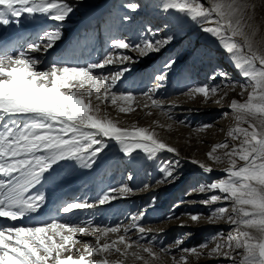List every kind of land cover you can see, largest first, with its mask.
<instances>
[{
	"label": "rangeland",
	"instance_id": "1",
	"mask_svg": "<svg viewBox=\"0 0 264 264\" xmlns=\"http://www.w3.org/2000/svg\"><path fill=\"white\" fill-rule=\"evenodd\" d=\"M104 1L62 0L72 7L63 21H54L46 14L36 13L49 27L43 33L60 32V38L53 44L55 48L57 42L64 39L66 30H74L78 22L88 20V24L80 28L67 48L63 47L56 56L60 49L50 56H37L38 64L43 60V64L48 63V68L53 65L87 67L94 63L104 64L106 59L111 58L112 63L92 70L93 75L107 76L108 83L122 72L107 90L102 87L105 81L100 82L99 100L96 89L92 90L91 104L98 108V115L111 119L121 128H146L155 134L154 138L175 148L178 155L166 149L151 156L120 154L117 141L99 135L96 139L100 143L78 153L81 159H62L59 167L63 172L70 164L74 165L70 174H65V179L73 184L83 173L81 165H87L88 170L82 189L64 202L60 215L52 222L84 229L83 233L69 232L66 228L57 230L63 236L72 237L60 250V257L78 259L83 255L86 264L101 259H107L109 264H144V260L133 257L132 253L137 252L149 264H173V258L183 264L180 262L181 256H187V264H233L231 257L207 255L217 241L227 240L229 234L236 235L234 226L226 219H211L215 209H230L231 203L220 200L204 204L203 201L211 195L223 194L219 191L200 193L198 189L201 185L228 178L225 172L229 167L227 159L224 158L223 163H216L208 156L214 145L228 143V149L219 148L214 153L223 158L226 151L240 143L239 139L228 135L229 130L237 126V113L232 109L224 110L221 101L229 99L244 103L253 90V82L243 75L242 69L235 66L218 38L209 37L210 33L202 30L211 25L203 20L193 22L189 16L175 9H165L167 0H113L108 8L99 13L98 8ZM207 1L210 4V0ZM201 2L208 7L204 0ZM130 3L137 7H127ZM39 38H35V43L44 46L46 40L39 42ZM168 38L171 39L162 44L159 51L141 55L136 48L137 45L143 47L146 42L155 44ZM115 39L125 41L129 47L116 48L112 43ZM124 56L129 59L123 60ZM169 64L171 66L167 67ZM220 73H226V78ZM196 86L217 87L218 91L209 94L206 99L202 94L191 91ZM88 88L86 84L79 91L86 92ZM113 94L117 97L131 95L132 99H118L113 104ZM83 98L89 99L87 96ZM152 100L161 106H154ZM120 107L130 110L121 112ZM12 119L22 122L14 116ZM5 122H8L7 119L0 121V125ZM239 126L247 127V124L240 123ZM97 148L100 150L92 155ZM187 159L208 165L213 171L206 173L203 169L193 168ZM236 159L237 166L244 163ZM163 169L173 170L176 178L166 179ZM125 187L130 191L121 193L119 190ZM105 194L108 199L101 203ZM73 203H87L91 207L63 211L64 207ZM191 215H197L199 219L193 221ZM112 227L119 228V231L102 236L98 231ZM139 227L145 231L141 233ZM124 229L128 231L125 233ZM47 235L53 236V230H48ZM120 235L125 236L127 243H132L126 256L116 253L114 248L95 255H89L86 251L89 245L94 251L105 242L111 244L112 241H116L115 247L123 250L125 245L119 243ZM97 236H101L98 244ZM54 239L57 243H63L61 236H54ZM205 244L207 247L201 248ZM137 245L150 247L160 259L149 257ZM184 249H196L197 253L203 254L185 253ZM239 259L237 256V264ZM49 264H53V261L49 260Z\"/></svg>",
	"mask_w": 264,
	"mask_h": 264
},
{
	"label": "snow or ice",
	"instance_id": "2",
	"mask_svg": "<svg viewBox=\"0 0 264 264\" xmlns=\"http://www.w3.org/2000/svg\"><path fill=\"white\" fill-rule=\"evenodd\" d=\"M127 7L135 9L133 3ZM165 9H175L186 14L192 20H203L214 26L204 27L203 31L217 37L222 47L230 54L235 66L242 69L243 75L253 83V91L249 93L247 100L240 103L233 100L230 108L237 113V126L230 129L228 135L239 139L240 143L233 146L230 151L224 153V157L214 155L217 149H228L227 142L213 146L208 153L210 159L216 163H223L227 159L229 167L225 169L227 179H221L208 185H201L200 193L206 191H219L223 195H211L204 204L214 203L220 200L230 201V209L220 207L211 214V219H226L234 226L235 236L229 234L227 240L217 241L216 246L209 250L207 255H222L231 257L233 264H237L236 257L240 259L238 264H264V51L256 46L253 37L247 28L251 25L245 23V14L249 8L247 0H210V6L206 7L201 0H167ZM72 11V7L62 0H0V25L10 23V18L19 17L24 13L34 15L46 14L54 21H63ZM250 18V17H249ZM127 19V18H126ZM59 31H48L41 37L46 40L44 48H50L60 38ZM156 41L155 44L146 42L143 47L137 45L141 55L149 51H159L162 44L169 42ZM118 49L128 48L129 45L120 39L112 41ZM34 51L41 50V44L33 43L28 46ZM128 60L129 57H122ZM112 63L108 58L104 64ZM104 64L94 63L87 67L56 66L47 70L37 68L38 60L21 50L16 54H4L0 56V121L8 122L0 125V174L12 177L15 182L0 179V217H8L17 220L26 213L35 212L39 207L37 201H42V196H26L25 193L35 183H38L41 175L47 171L57 160L72 158L81 159L78 155L82 150L91 148L100 143L96 139L102 135L115 139L126 153L133 149H143L149 155L166 149L168 152H178L161 140L154 138L155 134L146 128L134 127L132 130L118 127L107 117L98 115V108L91 104L90 97L93 89H96V98L100 99L99 85L105 81L103 89L107 90L115 84L117 73L110 83L107 76L93 75L92 70L104 67ZM171 64L167 65L170 67ZM127 71V69H124ZM226 78V73H220ZM164 79V77H160ZM89 88L86 92L79 91L85 85ZM243 87V86H242ZM193 93L202 94L206 99L209 94H215L217 87L196 86ZM89 97L85 100L83 97ZM130 101L131 95L115 94L111 96V102L117 100ZM152 104L160 107V103L152 100ZM147 106V105H145ZM121 112L130 109L120 107ZM17 114L23 115L25 120L17 122L12 119ZM240 123L247 127H240ZM93 129L95 131H85ZM71 133L70 137L65 138ZM132 138L130 142H125ZM140 138V139H136ZM85 141L87 143H81ZM100 149H95V155ZM37 153H46L37 155ZM243 161L237 166V159ZM193 163H199L193 161ZM87 166V165H86ZM199 167L206 173L213 169L203 163ZM165 178L175 179L171 169H163ZM18 173L17 177L13 174ZM121 193L130 191L122 188ZM108 199L107 194L101 199V203ZM91 207L87 203H73L63 208L68 212L76 208ZM193 221H197V215H191ZM68 229L69 232H84L83 228H77L67 224H45L40 227H12L0 230V264H86L85 257L78 259L71 256L60 257V250L72 239L71 236H63L58 229ZM48 230H53L54 235H47ZM102 235L108 232L116 233L119 228L112 227L98 230ZM128 229H124L126 233ZM143 233L145 229L139 227ZM54 236H61L63 243H57ZM97 236V244L101 239ZM222 239V238H221ZM119 243L125 245L121 250L115 247L116 241L111 244L105 242L102 246L92 251V246L86 249L89 255L98 252H107L114 248L121 256L127 255V250L132 243L125 241V236L118 237ZM180 243V241H177ZM140 247L142 252L148 253L153 259H160L157 253L150 247ZM207 245H201V248ZM227 249V251H225ZM185 253H197L196 249H184ZM55 253V255H53ZM137 260L149 261L139 253L133 252ZM180 262L187 264V256H181ZM87 264H109L107 259L93 260ZM114 264V262H113ZM173 264H179L173 258Z\"/></svg>",
	"mask_w": 264,
	"mask_h": 264
},
{
	"label": "bare ground",
	"instance_id": "3",
	"mask_svg": "<svg viewBox=\"0 0 264 264\" xmlns=\"http://www.w3.org/2000/svg\"><path fill=\"white\" fill-rule=\"evenodd\" d=\"M112 1L113 0H105L98 8L99 13H102L103 10L108 8L110 4L112 3ZM204 1L208 4V6H210L207 0H204ZM247 3L249 4V8L245 14V23L251 25V27L247 28L246 31H248L250 35L252 34L253 31H255L253 40L256 46H258L262 51H264V0H247ZM87 24H88V20H82L78 22L77 27L75 29L81 26H85ZM192 24L194 25V23ZM208 24L211 25V27L214 26L211 23H208ZM47 28H48V25L44 22V19L40 15L27 14L26 16H23L22 14L19 17L10 18L9 24L0 25V42L10 41L9 42L10 44H8V48L10 46L15 48L20 42H22L23 47L29 48L28 46L30 44H33L37 41V39L35 38L41 37L40 36L41 33H43L44 30ZM75 29L67 31L65 39L60 42L59 47L57 45L56 48L52 46L50 48L45 49L44 46H41V50L39 51H34L29 48L31 51H29L27 54L33 58H37V56L40 57L45 54L50 56L53 52H56L57 50H59V48H61L64 45V41L68 39L70 36H72V34H74ZM209 37H214V36L210 33ZM24 43L26 45H24ZM6 49L7 48L2 50L1 52L2 53H4V51L10 52V50H6ZM19 51L20 50H18V52ZM7 52L4 54H8ZM8 55H11V54H8ZM37 68L39 70H43V69L46 70L48 66L41 62L40 64L37 65ZM222 100H225V101H221V105L224 107V110L231 109L230 104H229L231 101L229 99H222ZM15 117L21 120L25 118L23 115H20V114H17ZM136 139H140V138H136ZM131 140L132 138H127L125 142L127 143V142H130ZM118 152L120 154H136V156H143V155L149 154L145 152L143 149H133L130 153H126L122 149L121 144L118 147ZM41 154H46V153H37V155H41ZM61 160H57L54 164H52V166L41 175L39 182L31 186L28 189V191L25 193L26 196H42L43 197L42 201H39V200L37 201V203L39 204V207L37 208V210L35 212L26 213L23 217L18 218L17 220H12L8 217H0V230L12 228V227H35V226L37 227V226H40V225H43V224H46L48 222L55 220L60 215L61 202H65L67 199H70L76 190H79L84 186V179L86 178V173L88 170L86 169L87 167L85 165L84 166L81 165L82 162L78 163V165H81L83 173L79 175L78 178L74 181V183L76 184H73L72 181L69 182L65 179L66 178L65 174L66 173L70 174L71 167H73L74 165L70 164L68 166V169H66L63 172L62 169L59 167V162ZM187 161L193 164L194 166L193 168L201 169L199 167V163L201 162L193 163L194 160L192 161L190 159H187ZM18 175H19L18 173L13 174L14 177H17ZM0 179H4V180L11 179L13 183L15 182V180L12 177H6V176H3L2 174H0Z\"/></svg>",
	"mask_w": 264,
	"mask_h": 264
}]
</instances>
